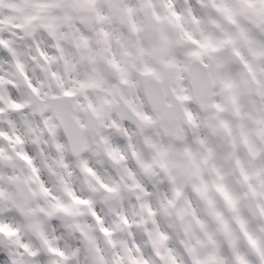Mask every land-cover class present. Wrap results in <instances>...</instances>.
<instances>
[{
    "label": "clouds",
    "instance_id": "clouds-1",
    "mask_svg": "<svg viewBox=\"0 0 264 264\" xmlns=\"http://www.w3.org/2000/svg\"><path fill=\"white\" fill-rule=\"evenodd\" d=\"M196 261L264 264V0H0V264Z\"/></svg>",
    "mask_w": 264,
    "mask_h": 264
},
{
    "label": "snow or ice",
    "instance_id": "snow-or-ice-1",
    "mask_svg": "<svg viewBox=\"0 0 264 264\" xmlns=\"http://www.w3.org/2000/svg\"><path fill=\"white\" fill-rule=\"evenodd\" d=\"M13 107H17V106L13 105ZM23 159L27 160V157H23ZM220 191H221V195H223L224 199L226 201H228L229 205L231 206L232 201L230 200L229 196L226 193H224L222 189H220ZM196 223L200 224V221L197 220ZM201 227H203V225H201ZM209 242L211 243V239L210 238H209ZM196 264H201V262L200 261H196Z\"/></svg>",
    "mask_w": 264,
    "mask_h": 264
}]
</instances>
